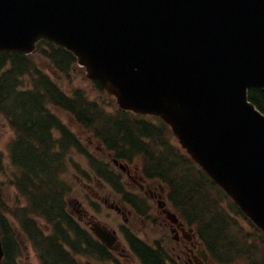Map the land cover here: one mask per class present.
Returning <instances> with one entry per match:
<instances>
[{"label":"water","instance_id":"95a60500","mask_svg":"<svg viewBox=\"0 0 264 264\" xmlns=\"http://www.w3.org/2000/svg\"><path fill=\"white\" fill-rule=\"evenodd\" d=\"M40 38L74 52L123 108L161 114L264 231V114L248 97L264 88V0H0V51Z\"/></svg>","mask_w":264,"mask_h":264},{"label":"trees","instance_id":"16d2710c","mask_svg":"<svg viewBox=\"0 0 264 264\" xmlns=\"http://www.w3.org/2000/svg\"><path fill=\"white\" fill-rule=\"evenodd\" d=\"M38 52L66 76L77 60L73 53L48 40L38 43ZM25 76H29V85L24 81ZM249 96L264 112V89L252 88ZM48 105L70 112L116 158L131 161L141 156L144 173L169 186V197L175 209L185 222L195 227L199 238L217 261L264 262V232L187 153L164 140L165 135L171 136L170 129L131 112L107 113L81 88L74 89L72 95L64 92L39 68L32 54L5 51L0 52V113L16 131L10 151L12 164L19 172L14 183L27 200L25 206L12 210L0 191L5 264L12 263L11 259L20 248L15 229L6 216L8 211L13 213L21 230L37 240L38 247L45 248L49 264L77 263L65 250L63 242L75 252L113 259L110 251L87 229L81 228L68 211L65 200L68 185L62 173L70 150L87 155L97 175L115 187L117 182L113 180H118L108 164L88 154L79 137ZM226 204L237 215L250 221L253 232L245 230ZM37 218L50 225L55 234L46 236ZM128 238L142 264H172L164 247L150 246L132 234Z\"/></svg>","mask_w":264,"mask_h":264},{"label":"rangeland","instance_id":"374dc122","mask_svg":"<svg viewBox=\"0 0 264 264\" xmlns=\"http://www.w3.org/2000/svg\"><path fill=\"white\" fill-rule=\"evenodd\" d=\"M35 57L40 68L44 72H47L59 85L62 86L66 92L70 91V85H72V87L82 88L89 98L96 99L103 103L105 112H111L114 115L117 114L119 104L116 102L115 97L109 94L106 90L99 88L93 81L89 71L86 68L80 66L79 64H75L68 75V77L71 79L70 80L64 74L54 71L53 65L48 59H45L39 55H36ZM28 80L29 76H25L24 81L28 83ZM52 109L70 128L71 131L75 132L81 137L85 146V150L88 152V154L96 155L97 157L103 159L106 163L110 164V169L112 172L118 175V188L124 192L127 191L128 193L135 195L145 208V213L142 214L137 212L136 205H133L135 207V209H133L130 205L125 204L127 211L125 212V215H123L116 209L108 206L103 201V198H108V204L121 206L123 203L124 194L116 190V188L107 181L96 179V171L95 169L91 168L88 156L86 157L81 153L72 151L71 158H69V163L66 164L62 176L63 180L68 185V191L66 195L68 209L70 211H75L76 206L86 209L96 221H98L100 224L106 225L108 228H110V230H115L116 234L118 235V248L111 250L114 254L112 260H103L93 255L74 254L73 257L76 259L77 263L142 264L140 260L130 251L125 237L126 233H133L143 240H146L150 244L156 245L157 242H159L161 245H163L170 255L171 262L177 264H186L185 260H183V262L178 261L177 256L172 252L174 245L173 233L162 219L157 202L152 200L148 194H145V190L142 189L139 184L141 180L137 175L140 174L149 179V183L154 180V178H151L144 173L143 158H136L134 159V162H131L128 165V168H130L131 173L135 176L134 179H136V181L130 177L129 173L125 169L120 168L118 165H115L114 162H112L111 156H109L108 153L103 149L104 147L102 146V143L94 138L89 132L84 130L70 113L53 107ZM14 135V130L10 126L9 121L3 114L0 113V153L3 154V156H1L2 166L0 168V191L4 196L8 207L12 210L15 208H22L25 204L24 198L22 196H18V190L13 184V181L10 182L11 179L15 178V174L13 173L17 172L9 159V143L14 138ZM164 140L166 142L170 141L172 146L177 150H181L182 152L184 151L174 134H171V136L165 135ZM135 166L139 167L140 173L136 172L134 169ZM157 182H160L165 188L164 194L166 196L168 187L166 186L167 184L159 180ZM157 182L155 185H157ZM162 199L167 200L168 202L167 197ZM226 207L230 211H233V208H231L229 204H226ZM170 211L175 212V209L170 207ZM75 213L74 216L77 219L78 213L76 211ZM232 214L244 226L246 231L253 232L250 221L248 222L239 214L237 215L234 211ZM6 216L15 229V238L17 243L20 245V250L22 251L21 256L16 257V262L19 264H41L40 257L32 246L33 239L25 236L22 231L17 228V223L12 212L8 211ZM40 222L44 230L49 232V226L42 221ZM80 224L86 229L90 230V226L86 221H81ZM235 262L236 264H254L243 259L236 260ZM256 264H264V262L258 260Z\"/></svg>","mask_w":264,"mask_h":264},{"label":"flooded vegetation","instance_id":"af4514ba","mask_svg":"<svg viewBox=\"0 0 264 264\" xmlns=\"http://www.w3.org/2000/svg\"><path fill=\"white\" fill-rule=\"evenodd\" d=\"M134 169L136 170L137 173H140L138 166H135ZM127 172L129 173L130 177L134 179L135 176L131 173L130 168H127ZM137 176L141 180L139 184L141 188L145 190V194H148V196L152 200H155L157 202L162 219L165 221V224L168 226V228L173 233L174 245L172 248V252L173 254L177 256V260L182 261V262L183 260H185L186 264H219L212 258L210 253L204 249V245L198 239L196 234L192 232L191 230H189V227L185 223H183L182 221L174 223L172 220L171 221L169 220V217L167 214L169 207L167 204L163 202L164 200L162 199L165 197V194H164L165 189L162 186V184L160 182H157L158 180L156 179H154L153 181L149 183L148 182L149 179L145 178L142 174L137 175ZM156 182H157V185H155ZM107 200L108 198H103V201L108 204ZM125 204L126 205L128 204L133 209H135V207H133L131 203H129L125 199L123 200V203L121 206L115 205V204H108V205L115 208L119 213H122L123 215H125V212L127 211ZM75 211L78 213L77 215L78 222L86 221L89 224L94 222L95 218L91 216L86 209L76 206ZM75 211H71V213L74 215ZM23 234L25 236H28L30 239H32L26 232H24ZM36 241L33 240L32 244H36V246H33V248L37 252L38 256L40 257L41 264H49L47 260V256H46L47 253L45 252V248L38 247V244H37L38 241L37 243ZM18 253L20 257L22 254V251L19 250ZM125 255H128V254H125ZM26 264H33V263H26ZM62 264H65V263H62ZM173 264H176V263H173Z\"/></svg>","mask_w":264,"mask_h":264}]
</instances>
